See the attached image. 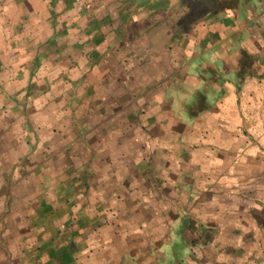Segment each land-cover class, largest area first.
Here are the masks:
<instances>
[{
    "label": "crops",
    "instance_id": "1",
    "mask_svg": "<svg viewBox=\"0 0 264 264\" xmlns=\"http://www.w3.org/2000/svg\"><path fill=\"white\" fill-rule=\"evenodd\" d=\"M0 82V264H264V0H0Z\"/></svg>",
    "mask_w": 264,
    "mask_h": 264
},
{
    "label": "rangeland",
    "instance_id": "2",
    "mask_svg": "<svg viewBox=\"0 0 264 264\" xmlns=\"http://www.w3.org/2000/svg\"><path fill=\"white\" fill-rule=\"evenodd\" d=\"M0 83V112L3 113L0 118V150L3 145L11 142V138L13 144H15V136H17L18 140L16 143L20 146L29 145L31 142H34V145L36 146L38 143L47 141L49 138L51 143L54 141V144L56 145L58 140L57 133L59 132V127L55 124L57 123V120L52 117L43 120L41 116L45 109L46 113L49 114L52 111L50 108L53 106H55V108L58 107L57 103H51L48 101L43 104L42 101H38V99L44 94L42 90L43 88L35 90L34 95H32V98L35 101L33 100L29 102L27 99L28 97L24 95L25 88H22L21 86L18 88L11 87L9 85L10 82ZM12 113H17L18 116L16 115L15 117ZM32 114H35V119L32 118ZM37 114L41 115L39 116ZM50 123L52 124V127L50 128L52 129V132L50 130L51 135H46L45 130ZM32 129H34L36 133H33V137H30L28 133L34 132ZM52 133H54V135ZM172 247L179 258L178 253H181L182 251L181 244L175 242Z\"/></svg>",
    "mask_w": 264,
    "mask_h": 264
}]
</instances>
